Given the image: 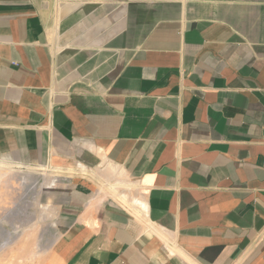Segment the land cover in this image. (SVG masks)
I'll use <instances>...</instances> for the list:
<instances>
[{"label":"crops","instance_id":"crops-1","mask_svg":"<svg viewBox=\"0 0 264 264\" xmlns=\"http://www.w3.org/2000/svg\"><path fill=\"white\" fill-rule=\"evenodd\" d=\"M0 161L43 264H264V0H0Z\"/></svg>","mask_w":264,"mask_h":264},{"label":"rangeland","instance_id":"rangeland-1","mask_svg":"<svg viewBox=\"0 0 264 264\" xmlns=\"http://www.w3.org/2000/svg\"><path fill=\"white\" fill-rule=\"evenodd\" d=\"M57 176L0 161V264H43L50 254L59 228L43 196Z\"/></svg>","mask_w":264,"mask_h":264}]
</instances>
